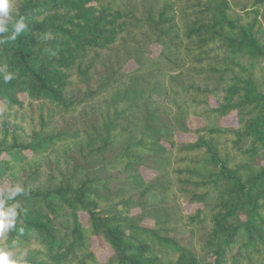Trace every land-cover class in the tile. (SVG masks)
I'll return each mask as SVG.
<instances>
[{"label":"trees","instance_id":"obj_1","mask_svg":"<svg viewBox=\"0 0 264 264\" xmlns=\"http://www.w3.org/2000/svg\"><path fill=\"white\" fill-rule=\"evenodd\" d=\"M21 16L0 44V188L26 194L0 246L26 264H264V0H16Z\"/></svg>","mask_w":264,"mask_h":264},{"label":"clouds","instance_id":"obj_2","mask_svg":"<svg viewBox=\"0 0 264 264\" xmlns=\"http://www.w3.org/2000/svg\"><path fill=\"white\" fill-rule=\"evenodd\" d=\"M15 3L16 0H0V44L6 42L5 34L11 32L7 40L14 41L28 27L23 16L14 18ZM0 75L5 83L14 79V74L8 71L6 64L0 65ZM22 194H26V189L19 183L0 188V241L6 240L8 234L16 228L18 210L21 209L16 198ZM15 247V242L11 246H0V264H26V254H17L13 250Z\"/></svg>","mask_w":264,"mask_h":264},{"label":"rangeland","instance_id":"obj_3","mask_svg":"<svg viewBox=\"0 0 264 264\" xmlns=\"http://www.w3.org/2000/svg\"><path fill=\"white\" fill-rule=\"evenodd\" d=\"M159 46L156 45V44H152L150 46V49H151V52L152 54H156L158 51H159ZM131 67L132 64H128L127 67ZM80 89L83 87L82 84H79L78 86ZM79 90H74L73 93H78ZM107 96L106 93L104 94H101L99 97L97 98H94L93 99V102L90 104L89 102V105H91L92 107H96V108H99V109H103L104 108V98ZM233 120V119H231ZM203 124L202 120H193L191 122V126L192 127H197V126H201ZM140 173L142 174V176L147 180V179H150L152 178L153 176L156 175V172L153 171L152 169H149V168H145V167H141L140 169ZM4 186H9V183H5ZM79 217H80V220L86 224L87 222V214L84 213V212H81L79 214ZM91 248L92 249H95V252L96 254L98 255L99 258L101 259H104L105 257H107V255H109L110 253V249L109 247L104 243L102 242V240L99 238V237H94L92 240H91Z\"/></svg>","mask_w":264,"mask_h":264}]
</instances>
